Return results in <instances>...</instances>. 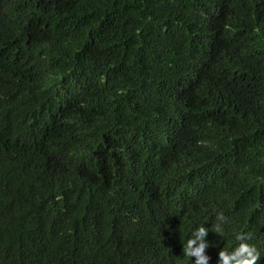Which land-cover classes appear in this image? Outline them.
Returning <instances> with one entry per match:
<instances>
[{"label": "trees", "instance_id": "trees-1", "mask_svg": "<svg viewBox=\"0 0 264 264\" xmlns=\"http://www.w3.org/2000/svg\"><path fill=\"white\" fill-rule=\"evenodd\" d=\"M201 226L264 264V0H0V264H195Z\"/></svg>", "mask_w": 264, "mask_h": 264}, {"label": "clouds", "instance_id": "clouds-1", "mask_svg": "<svg viewBox=\"0 0 264 264\" xmlns=\"http://www.w3.org/2000/svg\"><path fill=\"white\" fill-rule=\"evenodd\" d=\"M227 222L223 213L217 216V223L213 225L212 230L220 233L222 224ZM209 229L201 226L197 228L189 238L187 244L183 246V254L188 257H195V264H209L210 256L205 255V250L210 247L205 238L209 234ZM239 245L232 251L220 250L218 254V264H258L261 258L260 251L255 245L247 242L248 236L245 233L236 235Z\"/></svg>", "mask_w": 264, "mask_h": 264}]
</instances>
